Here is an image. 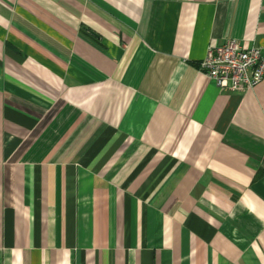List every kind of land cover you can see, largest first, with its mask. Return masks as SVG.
<instances>
[{
    "label": "crops",
    "instance_id": "crops-1",
    "mask_svg": "<svg viewBox=\"0 0 264 264\" xmlns=\"http://www.w3.org/2000/svg\"><path fill=\"white\" fill-rule=\"evenodd\" d=\"M264 0H0V264H264Z\"/></svg>",
    "mask_w": 264,
    "mask_h": 264
},
{
    "label": "built area",
    "instance_id": "built-area-1",
    "mask_svg": "<svg viewBox=\"0 0 264 264\" xmlns=\"http://www.w3.org/2000/svg\"><path fill=\"white\" fill-rule=\"evenodd\" d=\"M199 67L220 89L246 91L264 79V50L228 39L210 44Z\"/></svg>",
    "mask_w": 264,
    "mask_h": 264
}]
</instances>
